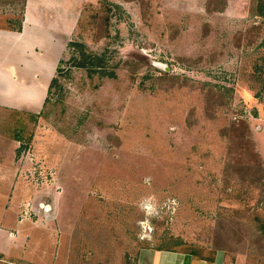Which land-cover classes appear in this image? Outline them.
<instances>
[{"label":"rangeland","instance_id":"374dc122","mask_svg":"<svg viewBox=\"0 0 264 264\" xmlns=\"http://www.w3.org/2000/svg\"><path fill=\"white\" fill-rule=\"evenodd\" d=\"M221 1L59 0L75 23L46 106L0 83V103L39 106L0 105V216L18 208L19 260L134 264L140 248L232 251L234 237L251 251L264 190L238 169L264 168V16ZM21 4L0 0V29ZM81 53L100 66L77 67Z\"/></svg>","mask_w":264,"mask_h":264},{"label":"crops","instance_id":"0c3cea01","mask_svg":"<svg viewBox=\"0 0 264 264\" xmlns=\"http://www.w3.org/2000/svg\"><path fill=\"white\" fill-rule=\"evenodd\" d=\"M46 3V0H24L20 31L0 29V83L7 81L6 84L17 85L18 91L29 92L30 99L39 100L40 107L46 100L53 74L75 23L72 20L67 26L64 24L59 0L47 9ZM47 36L51 40H45ZM48 41H52V45ZM30 83L33 85L29 86ZM8 100L0 105L31 114L39 109L36 104L13 105ZM9 159V170L5 168L4 178L10 182L13 180V168L11 157ZM0 165L4 167V164ZM15 210L9 205L4 206L0 216V264H29L23 258L19 260L14 253L18 249V212ZM232 240V251L219 249L211 253L140 248L135 254L134 264H264V251L253 247L249 252H242L236 249L238 239L234 237ZM21 242L24 243L23 240Z\"/></svg>","mask_w":264,"mask_h":264},{"label":"trees","instance_id":"16d2710c","mask_svg":"<svg viewBox=\"0 0 264 264\" xmlns=\"http://www.w3.org/2000/svg\"><path fill=\"white\" fill-rule=\"evenodd\" d=\"M210 1V0H209ZM213 0H211L212 2ZM21 7H23L24 4V0H21ZM215 3H217V0H215ZM224 2L223 0L221 1V3L219 4L220 7L224 6ZM99 15L96 16L95 19H102V21H104V23L106 24L107 20H108V10H106L104 8V6H99L97 8ZM216 10V9H215ZM256 11L259 15L264 16V0H256ZM94 19V20H95ZM106 26V25H105ZM21 28V21H18V25L15 29V31H20ZM106 27H104L105 29ZM78 45V44H75ZM79 47V46H76ZM81 57L82 59L76 64L77 67H83L85 63L89 64L91 67H98L100 66L101 60L99 57L94 56V55H85V53H81ZM59 64H61V62H59ZM56 73L59 74L60 70L57 69ZM167 75H164L163 78H167ZM57 83V79L53 78L51 80V83L49 85V90H48V95L50 94V90L52 89V87ZM48 102V97L46 98L45 102H44V106H46V103ZM238 125H236V123H232L231 127L235 128L236 126H245L244 122L240 121L237 123ZM238 171H241L243 173H245V175L250 176V183L254 186H256V188H258V190L263 191L264 190V168L259 166V165H248L245 166L243 168H239ZM256 228L257 231H259L260 235L256 237V241L252 243V246L259 250V251H264V226L261 224H256ZM232 238H230L231 240Z\"/></svg>","mask_w":264,"mask_h":264},{"label":"water","instance_id":"95a60500","mask_svg":"<svg viewBox=\"0 0 264 264\" xmlns=\"http://www.w3.org/2000/svg\"><path fill=\"white\" fill-rule=\"evenodd\" d=\"M150 64L154 69L161 71L162 73H168L169 72V68L166 65H163V64L157 63V62H151Z\"/></svg>","mask_w":264,"mask_h":264}]
</instances>
